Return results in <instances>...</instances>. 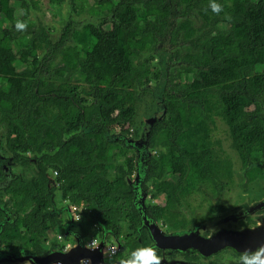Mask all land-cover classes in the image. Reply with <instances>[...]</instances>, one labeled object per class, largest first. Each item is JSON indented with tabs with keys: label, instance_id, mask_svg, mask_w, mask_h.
Returning <instances> with one entry per match:
<instances>
[{
	"label": "trees",
	"instance_id": "1",
	"mask_svg": "<svg viewBox=\"0 0 264 264\" xmlns=\"http://www.w3.org/2000/svg\"><path fill=\"white\" fill-rule=\"evenodd\" d=\"M25 1L0 0V129L7 131L3 144L0 139V152L13 155L42 149L51 151L56 162L49 176L56 180L63 202L82 207V225L84 230L90 228L85 236H97L101 230L118 237L125 229L139 225V214L131 195L128 196L123 167L104 159L118 147L117 141L107 144L105 132L116 124L124 126L133 120L140 101L136 89L147 82L144 67L148 61L142 62L141 55L158 42V33L162 35L165 28L173 25L174 5L183 16L189 17L184 16L176 24L186 26L173 33L172 41L181 36L184 44L189 40L193 44L199 42L198 46L187 48L184 60L189 63L188 68L198 67L200 80L196 83L206 85L208 81L222 91L224 118L232 128L236 150L240 154L245 146L264 150V122L258 124L261 137L256 134V124L251 129L239 123L244 107L256 105L264 92V76L259 75L264 66V0H215L223 9L219 14L212 11L211 0H119V5H114L112 0H99L95 3L99 8L114 12L115 21L109 23L110 27L105 21L100 27L84 26L81 32L72 30L69 21L55 45L61 47L60 75L71 68L78 69L80 76L76 81H86L90 91L100 93L101 103L86 107L84 114L78 109L80 104L74 107L84 101L77 97L75 86L62 83L63 87L58 89L47 78L36 79L40 52L44 47L50 50L51 41L42 25L25 20L14 6L15 2ZM49 1L58 5L70 1L76 16L87 12L90 6L89 0ZM196 13L197 18L192 15ZM17 21L26 24V28L17 29ZM257 30L260 38L256 36ZM85 34L86 42L80 45L79 40ZM66 36H71L77 46L63 49ZM196 83L186 87L192 88ZM196 90L200 93V89ZM203 93L209 96L207 90ZM168 104L176 106L178 102ZM84 117L88 129L96 132L83 134ZM195 119L190 123L196 124ZM205 124L200 119L197 125L205 131ZM209 133L206 132L208 148L212 146ZM191 167L195 166L191 164ZM207 167L230 165L226 161L209 160ZM3 178L0 169V180ZM1 191L6 193L0 196V205L19 215L14 224L5 227L1 240L8 237L19 240L25 247H33L31 241L41 240L49 236V230L56 229L58 223L51 219L50 225L45 213L51 201L44 180L16 179ZM3 216L0 211V219Z\"/></svg>",
	"mask_w": 264,
	"mask_h": 264
},
{
	"label": "flooded vegetation",
	"instance_id": "2",
	"mask_svg": "<svg viewBox=\"0 0 264 264\" xmlns=\"http://www.w3.org/2000/svg\"><path fill=\"white\" fill-rule=\"evenodd\" d=\"M112 3L119 5L120 1L112 0ZM174 8L173 25L165 28L162 35L158 33V42L141 55L142 62L148 61L144 67L147 82L136 89L140 101L133 120L124 126L116 124L105 132L107 144L111 140L117 141L118 147L104 159L123 167L129 186L128 196L131 195L134 207L138 189L143 198L150 201V218L162 233L152 223L148 228H141L139 215V225L135 229H125L121 236H106L108 234L100 230L102 237L106 240L110 237L117 247L116 260L106 261L107 254L102 256L99 251L90 249L97 247H89L91 239L100 236H85L89 227L79 230L82 236H58V230L69 214L75 216L72 206L58 196L56 180L49 176L56 162L55 155L46 149L13 155L0 152V169L4 176L0 183L6 182L9 169L12 181L44 180L51 201L45 213L50 225L51 219L58 223L55 230L48 231L49 236L31 241V246L35 244L33 247H25L19 240L8 237L6 241L0 239V264H129L133 253L149 247L156 249L160 264H251L252 254L264 248V150L247 146L241 154L236 150L232 128L224 118L226 106L222 104V91L208 81L206 85L196 83L200 80L198 67L188 68L189 63L184 60L187 48L198 46L199 42L193 44L189 40L184 44L181 36L172 41L173 33L182 30V25H176L178 20L186 16L177 5ZM84 14L80 15L86 19L80 29L89 24L100 27L105 21L109 28V23L115 21L114 12L107 9L100 8L96 16ZM90 17L99 24L93 23ZM70 22L72 30H80L81 24L74 18ZM62 30L64 33V28ZM66 38L63 49L77 46L71 36ZM56 44L51 42V51L44 47L40 52L36 79L47 78L57 84L58 89L63 87L62 83L75 86L77 97L84 101L74 107L80 104L78 109L84 114L86 107L101 103L100 93L90 91L86 81H76L80 76L78 69L71 68L65 75H60L63 67L59 63L61 47L59 49ZM79 44L82 45L80 40ZM186 72L187 76H184ZM259 75L264 76V66ZM194 83L192 88L186 87ZM196 89H200V93ZM204 90L209 96H205ZM147 96L154 105L140 110V104L145 103ZM263 97L264 92L260 93L256 105H246L239 118L244 127L252 129L256 124L259 137L262 131L258 124L264 122ZM170 101L178 104L171 106ZM116 115L117 112L111 118ZM193 118H196V124L190 123ZM84 119L83 134L96 132L88 129L89 123L86 117ZM200 119L205 121L208 130H201L197 125ZM191 130L195 132L192 134ZM208 131L212 144L209 148L202 146L207 141ZM101 137L104 140L103 134ZM143 159L145 164L141 169ZM209 160L226 161L230 167L208 168ZM5 193L0 190V196ZM69 208L71 212H68ZM82 222L83 219L76 221L78 225ZM75 242L77 247L73 249Z\"/></svg>",
	"mask_w": 264,
	"mask_h": 264
},
{
	"label": "rangeland",
	"instance_id": "3",
	"mask_svg": "<svg viewBox=\"0 0 264 264\" xmlns=\"http://www.w3.org/2000/svg\"><path fill=\"white\" fill-rule=\"evenodd\" d=\"M89 1H90V6L87 8L88 11L85 12L83 16H86V15L96 16L100 10L99 6L95 4L97 0H89ZM253 2H255V0ZM14 6H16V8L18 9V12H22L21 16H23L25 20H35V22L42 25L47 30V33L49 34V39L50 37L53 38L50 40L53 44L57 43L58 41L57 38L63 32L62 29L65 27L66 23L69 22L72 18H74L75 21L81 24L78 26L79 29L83 26V23L86 20L82 16L77 17L72 14L71 10L73 9V6L70 1H67L61 5H58V4H52L49 0H33V1L26 0L25 2H20V3L15 2ZM103 11L105 12V10ZM18 16L20 17V14ZM90 18L93 19L92 20L93 23L99 24V21H94L96 19L92 17ZM181 21L182 20H178V23H180ZM184 26L186 25H182L181 29H183ZM80 31L82 32L83 28L80 29ZM256 36L260 38L258 30L256 32ZM86 39H87V36L85 34L83 35V38L80 40L81 44L85 42ZM187 73L188 72H186L184 76H187ZM145 99H146L145 103L140 104V107H141L140 110L149 109L150 106L154 105V102L152 101L151 98L147 96L145 97ZM6 132H7L6 129L5 130L0 129V139L2 140V144L4 143L3 139L6 136ZM202 146H207L208 148V145L206 142H204ZM210 147L212 146L210 145ZM58 196L60 197V192ZM84 213L87 214L86 211ZM66 221L67 219L65 220V222ZM58 231L59 233H61V230H58ZM97 236H99V234H97ZM101 237L102 236L99 237V240L101 239ZM110 242H113V241L109 237L107 240V243H110ZM106 258H107L106 261H115L117 257H114V258L106 257Z\"/></svg>",
	"mask_w": 264,
	"mask_h": 264
},
{
	"label": "water",
	"instance_id": "4",
	"mask_svg": "<svg viewBox=\"0 0 264 264\" xmlns=\"http://www.w3.org/2000/svg\"><path fill=\"white\" fill-rule=\"evenodd\" d=\"M61 36H62V34H60V36L57 38V40H58L57 43L60 41ZM51 39H53V38L50 37V40ZM143 164H145V159L140 161L141 169L143 167ZM50 178H51V180L54 179L52 177V175L50 176ZM6 179H7L6 182L0 183V190L6 189L8 187V183H10L12 181L11 169H9L6 172ZM50 186H51V183H49V187ZM140 194L142 196V199L140 198ZM149 203L150 202L147 199L143 198L142 191H140L138 189L135 192V208L138 211V214L140 216L141 228H148L149 223L150 224L152 223V225L155 226L160 233H162L159 226L153 222V220L150 218V216L148 214ZM68 210H69L68 212H71L70 208ZM0 211L4 214V216L0 219V237H1L5 227L9 224H14L16 222V220L19 218V215L16 211H12V210L8 209L7 206L4 204L0 205ZM84 228H85L84 225H78L76 223L75 218L70 213L67 221L65 222V224L62 226V228L60 230H61V233L63 234V236H82V235H80L79 230H84ZM76 247H77V242H75L73 249ZM90 249L91 250H97V251H99V253L102 256H105L107 254L106 253V249H107L106 237L105 236L101 237L97 247L96 248H90ZM23 252L24 251H22V253Z\"/></svg>",
	"mask_w": 264,
	"mask_h": 264
},
{
	"label": "clouds",
	"instance_id": "5",
	"mask_svg": "<svg viewBox=\"0 0 264 264\" xmlns=\"http://www.w3.org/2000/svg\"><path fill=\"white\" fill-rule=\"evenodd\" d=\"M210 7L217 14L223 10L222 6L216 3L215 0H211ZM16 27L22 30L26 28V24L17 21ZM129 264H160V257L154 247L138 249L133 253V258L130 259ZM251 264H264V248L252 254Z\"/></svg>",
	"mask_w": 264,
	"mask_h": 264
},
{
	"label": "built area",
	"instance_id": "6",
	"mask_svg": "<svg viewBox=\"0 0 264 264\" xmlns=\"http://www.w3.org/2000/svg\"><path fill=\"white\" fill-rule=\"evenodd\" d=\"M55 175H57L56 172H55ZM82 211L83 210H82L81 206H78V205L72 206V212L74 213L75 221L80 222ZM58 236H63V235L60 233V234H58ZM99 236H102V234L99 233ZM106 236H108V235H106ZM98 244H99V238H92L91 241L89 242V247H95ZM106 253H107L108 258H114L116 256V253H117L116 245L112 242L109 243L107 245Z\"/></svg>",
	"mask_w": 264,
	"mask_h": 264
},
{
	"label": "crops",
	"instance_id": "7",
	"mask_svg": "<svg viewBox=\"0 0 264 264\" xmlns=\"http://www.w3.org/2000/svg\"><path fill=\"white\" fill-rule=\"evenodd\" d=\"M58 234H60V233H58Z\"/></svg>",
	"mask_w": 264,
	"mask_h": 264
}]
</instances>
